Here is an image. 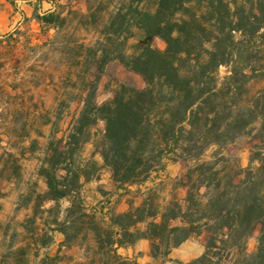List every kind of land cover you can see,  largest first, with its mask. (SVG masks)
<instances>
[{"label":"trees","instance_id":"1","mask_svg":"<svg viewBox=\"0 0 264 264\" xmlns=\"http://www.w3.org/2000/svg\"><path fill=\"white\" fill-rule=\"evenodd\" d=\"M102 2L107 20L92 17L97 39L83 48L78 64L85 75H97L91 84L82 77L86 86L68 148L55 152L64 157L63 170L51 158L41 169L46 193L18 210L32 211L24 227L34 259L60 264L48 255L38 262L56 234L84 253L78 264H139L121 254L139 242L149 243L154 261L168 260L173 250L206 235V252L192 264H264V91L251 100L248 93L253 79H264V0ZM38 22L50 30L66 19L51 10ZM113 62L141 77L145 88L121 86L98 106V83ZM222 68L228 70L223 80ZM255 126L258 145L249 166L228 167L219 152L250 137ZM89 143L100 165L82 159ZM170 160L184 164V181L171 190L167 206H155ZM97 169L109 173L113 186L107 206L88 202L83 191ZM124 197L149 199L119 213L116 198ZM257 227V248L249 253Z\"/></svg>","mask_w":264,"mask_h":264},{"label":"rangeland","instance_id":"2","mask_svg":"<svg viewBox=\"0 0 264 264\" xmlns=\"http://www.w3.org/2000/svg\"><path fill=\"white\" fill-rule=\"evenodd\" d=\"M106 6L102 0H0V264H38L31 237L24 227L32 211L18 210L29 199L46 193L41 169L47 168L51 158L63 170L64 157L55 152L67 150L73 119L80 111V92L86 86L82 77L87 70L78 67L80 56L84 58L83 48L92 47L96 42L92 17L107 20ZM51 10L61 13L66 23L55 29H42L38 18ZM153 46L160 51L164 49L160 40H155ZM96 75L94 71L86 74V84H91ZM227 75L228 70L222 68L220 79ZM121 86L145 88L141 77L117 62L110 63L98 83L96 104L102 106L111 101ZM248 91L250 100L263 92L264 79H253ZM103 129L104 125L100 124L96 130ZM257 130L255 126L250 137H243L219 152L228 167L246 169L249 166L251 154L258 145ZM93 135L94 131H88L90 140ZM81 156L85 164L91 161L101 164L98 158L92 159V143L83 147ZM90 172L94 176L84 187V194L88 202H104L107 206L113 198L110 175L101 169ZM184 174L182 162L169 161L164 173L166 187L152 198L155 206L169 204L171 190L183 184ZM63 176L60 171L59 177ZM178 196L183 200L185 192L180 190ZM116 199L117 211L124 213L131 203L136 208L149 198ZM260 231L257 227L248 240L249 253L256 251ZM53 238L54 244L49 249L38 252V262L46 255L56 258L60 264L84 261V253L64 245L61 235ZM206 244V235L189 240L173 250L168 260L151 259L147 242H139L121 254L139 264H192L205 254Z\"/></svg>","mask_w":264,"mask_h":264}]
</instances>
